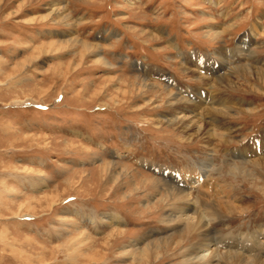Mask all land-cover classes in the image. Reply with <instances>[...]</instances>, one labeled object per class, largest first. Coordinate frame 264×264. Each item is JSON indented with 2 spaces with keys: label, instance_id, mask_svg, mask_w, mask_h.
<instances>
[{
  "label": "rangeland",
  "instance_id": "rangeland-1",
  "mask_svg": "<svg viewBox=\"0 0 264 264\" xmlns=\"http://www.w3.org/2000/svg\"><path fill=\"white\" fill-rule=\"evenodd\" d=\"M246 66L264 70V0H0V264H192L199 233L165 218L188 208L214 210V248L264 262V78L214 83ZM136 78L236 107L207 142L160 122L165 95ZM169 188L186 207L151 206Z\"/></svg>",
  "mask_w": 264,
  "mask_h": 264
},
{
  "label": "bare ground",
  "instance_id": "bare-ground-1",
  "mask_svg": "<svg viewBox=\"0 0 264 264\" xmlns=\"http://www.w3.org/2000/svg\"><path fill=\"white\" fill-rule=\"evenodd\" d=\"M253 33H254V35H257V32L254 31V30H253ZM215 34H216V37L217 38L220 37V33L219 32H216ZM89 48H93V50L95 49V47L94 46H91L90 44L89 45L88 44H84V50L89 49ZM100 60L103 63H106L107 64V62L105 61V59L102 56L100 57ZM237 71H239V74H241V75L245 74V76L252 75L254 73V71H258L259 73H261V74L258 73V76L264 78V70H262L260 68L258 69V68H253V67H250V66H246L243 69H237L236 71H233V72L231 71L228 74H223L222 76H218L216 79H214V83L217 84L220 87H221V84H224V86H225V84L233 83L234 74L237 73ZM193 72H194V70H193ZM205 80L207 81L208 78H205ZM210 80H213V79H210ZM135 81H136L135 82V85L137 86L136 88L140 91V93L143 92V91H147V92L149 91L151 93H155V92L158 91V92H162L163 95H165L164 98L167 99V102H168L169 106L171 107L172 112H170L171 111L170 110L169 111L170 112L169 113V117H166V119H161L160 122H165L166 121L170 126H172V127L174 126L179 132H183L184 134H186V135L188 134L190 136H196L197 138L200 137L202 139L207 140V142H208L209 137H211V136L213 137L214 134L216 133V131L214 130V128H215L214 126H216L215 124L217 122H221L220 116L225 115L231 109H235V107H236L234 101H232L228 97H225V96L221 95L218 90H214L212 92L214 95L210 97V102L211 103L209 102V104H208L209 106L207 105L208 107L205 108L206 109L205 112H199V111H197L198 110L197 107L192 108V107H194L193 103L192 104H186V103L182 102L183 100H181V98H179L175 93H173L172 91L164 88L163 86H160L155 81L153 82L152 80L146 79V78L145 79L136 78ZM215 89H217V88H215ZM159 95H162V94H159ZM208 100H209V98L206 97L205 102H208ZM185 107H191L189 109L190 110V113H192L190 115V117L192 119L190 121V123L185 122L183 119H179V117L181 116V114H183V112L181 114H179V113L181 112L182 109H186ZM196 111H197V113H196ZM207 115H209V116L212 115L213 116V119H211L209 121L207 119V117H209V116H207ZM217 116H219V117H217ZM222 127H224V126H222ZM194 129H196V131H192ZM229 132H230V130H228L227 132L222 131V135L223 134H226V133L228 134ZM217 134L218 133H216V135ZM110 166H112V165L109 164V163L108 164L107 163L104 164L102 166V171H106L107 169L110 168ZM119 177H122V175L117 176L116 178L118 179ZM146 179L148 180L149 183L155 182L154 180H152V179H150L148 177H146ZM174 180H176V179H174ZM197 183H199V181L197 179H195L191 183H187V184L189 185V187L190 186L193 187ZM137 187L138 186H136V188ZM165 190L167 192H169L166 195V197H163V198L159 199L156 203H153V205H151V206L157 207L159 204L164 203L166 200H167V202H169V201H174L175 202V201H181L182 200V202L185 203L187 200L190 199L189 193L187 191L180 190V188L179 189H171V188H169V189H165ZM46 199H48V198H46ZM56 203H57V201H55V199H53L50 202V205L52 206V205H54ZM185 207H186V203H185ZM191 211H193V210L188 208L187 213H185L184 215H180L181 214L180 212H179L180 213L179 215H177V214L174 215V214H171V212H169L165 216L166 219L169 218L168 220L173 221V222H176L178 225L179 224L180 225H184V228H183L184 231H183V234H182V239H183L184 236L186 238V236H187L188 233H190V234L191 233H193V234L199 233L200 237L197 239L198 241L195 242L197 244L196 245L194 244L195 246H191L190 245V247H187L186 246L187 247V251L191 252L192 250H194V252H195L194 255H191V257L189 256L187 258L188 261H190L192 264H236L237 262H238V264H240L242 262L244 263L243 260L245 259V255H244L245 253H239L237 251H235V252L234 251L233 252H231V251H228V252L224 251L223 252V251L217 250V248H219L220 246H222V243L221 242L213 243V239H210L211 236L209 235L210 237H208V233H210V231L207 234H205L204 236H201V234H203V232L209 230V228H208L209 227V222L211 221L210 220L211 219L210 218L211 217L210 214H211V212L214 213L213 212L214 210L213 211L212 210L209 211V209H208L207 211H200V212H197V211L191 212ZM107 218H108L107 220L110 223L114 222L117 225L122 224L121 223L122 221L120 219L121 217L118 214H116V213L113 214V215H111V216H109V217H107ZM116 233L118 235H121V234L125 233V230H123V229H117V230L113 231V233H111L109 235H110V237H113L114 238V236H115ZM174 239L175 238L173 236L171 238V240H170V238H167L165 242L168 243L170 241L172 244L174 242L177 244L178 242L177 241H174ZM159 242H162V239L161 240L154 241L151 244H149L150 246L147 248L148 251L149 252L154 251V250L157 251V249L160 248V244H157ZM182 242H183V240H182ZM214 247H217V248H214ZM244 249H246V248H244ZM251 250L249 248V251H251ZM189 252H188L187 255L190 254ZM138 254L139 253H137V255ZM136 257L137 258L134 257L135 258V261H137V260L140 261V257L139 256H136ZM262 257H264V256H262ZM239 261H241V262L239 263ZM246 263H247V261H246ZM185 264H187V263H185ZM255 264H264V262H259V263H255Z\"/></svg>",
  "mask_w": 264,
  "mask_h": 264
},
{
  "label": "crops",
  "instance_id": "crops-1",
  "mask_svg": "<svg viewBox=\"0 0 264 264\" xmlns=\"http://www.w3.org/2000/svg\"><path fill=\"white\" fill-rule=\"evenodd\" d=\"M54 187L55 186H53L52 189H54ZM50 188H51V186H50ZM24 219H26V217H24ZM13 220H18V219L13 218V217H7V218H5L4 222L7 223V222H10V221H13ZM19 220H20V218H19Z\"/></svg>",
  "mask_w": 264,
  "mask_h": 264
}]
</instances>
